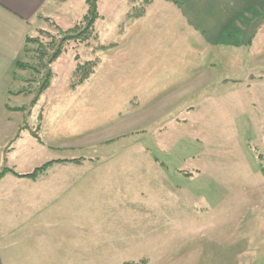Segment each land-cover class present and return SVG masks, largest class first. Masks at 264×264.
<instances>
[{"label": "rangeland", "instance_id": "obj_1", "mask_svg": "<svg viewBox=\"0 0 264 264\" xmlns=\"http://www.w3.org/2000/svg\"><path fill=\"white\" fill-rule=\"evenodd\" d=\"M30 42L0 264H264V0H49Z\"/></svg>", "mask_w": 264, "mask_h": 264}, {"label": "crops", "instance_id": "obj_2", "mask_svg": "<svg viewBox=\"0 0 264 264\" xmlns=\"http://www.w3.org/2000/svg\"><path fill=\"white\" fill-rule=\"evenodd\" d=\"M48 8L49 0H0V92L8 82H15V64L26 57L24 49L27 39ZM13 113L20 117L18 108ZM6 179L8 176L0 185Z\"/></svg>", "mask_w": 264, "mask_h": 264}, {"label": "trees", "instance_id": "obj_3", "mask_svg": "<svg viewBox=\"0 0 264 264\" xmlns=\"http://www.w3.org/2000/svg\"><path fill=\"white\" fill-rule=\"evenodd\" d=\"M88 5H89V7H90V11L92 12V13H96V10H97V6H98V0H88ZM31 41V36H29V38L27 39V42H26V45H25V49H24V54H25V56H27L26 55V48H27V46L29 45V43H31L30 42ZM88 66V65H87ZM89 67H92L93 68V66L91 65L90 66V64H89ZM29 65L27 64V62H24V61H18L16 64H15V69H16V71H18V70H29ZM38 70L36 67H31L30 68V70L32 71V70ZM90 75L91 74H86V76H85V80H86V78L88 79V77H90Z\"/></svg>", "mask_w": 264, "mask_h": 264}]
</instances>
